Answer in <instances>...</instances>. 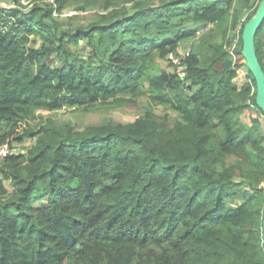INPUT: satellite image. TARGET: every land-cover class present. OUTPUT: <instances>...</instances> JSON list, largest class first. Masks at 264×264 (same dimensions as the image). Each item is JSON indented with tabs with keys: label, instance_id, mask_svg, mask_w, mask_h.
I'll use <instances>...</instances> for the list:
<instances>
[{
	"label": "trees",
	"instance_id": "16d2710c",
	"mask_svg": "<svg viewBox=\"0 0 264 264\" xmlns=\"http://www.w3.org/2000/svg\"><path fill=\"white\" fill-rule=\"evenodd\" d=\"M96 2L105 13L88 27L60 31L47 21L54 10ZM249 3L55 0L26 13L0 10V145L10 148L0 160V264H264V113L252 75L241 89L234 82L245 64L230 56L232 43L205 32L239 23ZM258 3L239 24L234 55ZM263 35L264 19L254 42L264 72ZM80 41L85 54L72 49ZM184 42L191 43L180 80L164 68ZM145 90L149 108L131 123L80 131L47 117L36 131L21 128L39 111L102 102L135 108ZM155 106L176 118L156 115ZM251 107L257 116L244 119ZM24 138L34 145L13 153Z\"/></svg>",
	"mask_w": 264,
	"mask_h": 264
},
{
	"label": "rangeland",
	"instance_id": "374dc122",
	"mask_svg": "<svg viewBox=\"0 0 264 264\" xmlns=\"http://www.w3.org/2000/svg\"><path fill=\"white\" fill-rule=\"evenodd\" d=\"M28 1V6H24L23 13L34 9L36 7L39 8H49L51 7L44 0H26ZM142 2H146L147 5H157L160 1H168V0H140ZM260 0H250L249 6L247 7H240L239 8V23L230 22L226 26L225 24H211L205 30L206 33L211 35V41L214 43H224V45L229 46V49L234 47V42L239 38V24L244 21L247 15L253 12L255 5ZM16 0H0V8L4 9L5 7L16 6ZM259 4V3H258ZM100 3H94L92 5L87 6L85 11H76L74 9L73 4L68 5L65 9L55 12L51 14V19L47 20L50 23H55L60 31L64 30H71L74 31L77 27H88L90 24L100 21V14L105 13V11L100 7ZM123 5L117 7L118 9L121 8ZM128 12H132L134 9V4H126L124 5ZM22 7V6H21ZM21 11V10H20ZM227 29V30H226ZM226 30V34L224 31ZM264 40V35L262 36ZM33 46L39 48L43 41L39 36H33ZM190 43L191 42H184L180 45V53L181 56H186L190 52ZM80 46H72V49H78L77 47L81 48V52L84 54L86 53L85 48V41L80 43ZM232 59L235 63H244L242 56L234 55ZM218 69H221V65L217 66ZM165 70L171 71V65H166ZM172 72V71H171ZM237 75L239 79H237L238 86H243L245 83L250 81L249 79V71L245 67V65L241 66L237 70ZM146 85V83L144 84ZM145 95L139 99L138 105L135 108H119L113 102H102L97 103L91 107L86 108H71V107H63L60 110L53 111V112H37V118L34 121L23 122L22 129L31 128L35 131L39 128L40 123L43 121L42 118L51 117L52 119L61 122V123H72L78 128V130L82 131L89 126H100L102 124L108 122H115V123H131L134 122L138 117H141L145 114V111L149 108V101H148V93L145 90ZM153 112L158 116H163L164 114L170 115L172 118H176V113L164 106H155L153 108ZM256 117L257 112L256 110L251 107L245 114L244 119H249V117ZM259 121L261 123V129L264 134V117L258 116ZM34 145V141L29 138H24L22 142H13L12 143V152L13 153H25L26 150ZM230 164L234 166H241L244 170H255L253 161L249 163H243L240 160L232 159ZM1 178V176H0ZM236 181H248L245 178L237 177L235 178ZM5 187L7 188L9 195L13 193V187L10 185L9 181L3 182ZM241 201L238 200L236 203H240ZM43 205V204H41Z\"/></svg>",
	"mask_w": 264,
	"mask_h": 264
},
{
	"label": "water",
	"instance_id": "95a60500",
	"mask_svg": "<svg viewBox=\"0 0 264 264\" xmlns=\"http://www.w3.org/2000/svg\"><path fill=\"white\" fill-rule=\"evenodd\" d=\"M264 19V0H260L252 17L244 24L241 33V56L245 67L255 81V103L264 113V72L258 61L255 50V35ZM82 43V41H80ZM262 245L264 249V205L262 211Z\"/></svg>",
	"mask_w": 264,
	"mask_h": 264
},
{
	"label": "built area",
	"instance_id": "2783aa9c",
	"mask_svg": "<svg viewBox=\"0 0 264 264\" xmlns=\"http://www.w3.org/2000/svg\"><path fill=\"white\" fill-rule=\"evenodd\" d=\"M45 3L48 5L54 7L55 6V0H44ZM16 6H10V7H5L4 9H9V8H19L21 11H23L25 8L24 6H28V1L26 0H16ZM22 6V7H21ZM0 10H2L0 8ZM56 10L53 11L55 13ZM11 21H13V18H10ZM6 30V27L3 24H0V31L3 32ZM237 43V40L234 42V47L229 50L230 56H234L233 50L235 48V45ZM263 51H264V40H263ZM185 56L181 57H176L174 55H170L168 60H169V65H171V71L174 73L180 80H184L186 75H187V66L185 63H183ZM10 152V148L8 143L0 145V160H3L7 157V155Z\"/></svg>",
	"mask_w": 264,
	"mask_h": 264
},
{
	"label": "crops",
	"instance_id": "0c3cea01",
	"mask_svg": "<svg viewBox=\"0 0 264 264\" xmlns=\"http://www.w3.org/2000/svg\"><path fill=\"white\" fill-rule=\"evenodd\" d=\"M237 73H238V72H237ZM237 79H239V76H238V75H237L236 79L234 80V82H235V84H236L237 88H238V89H241V88H242V86H240V87L238 86V83H237V81H236Z\"/></svg>",
	"mask_w": 264,
	"mask_h": 264
}]
</instances>
